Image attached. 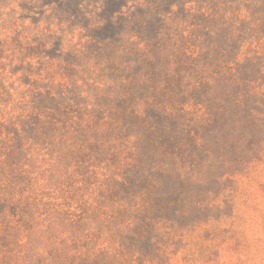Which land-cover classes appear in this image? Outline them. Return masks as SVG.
<instances>
[{"label": "trees", "instance_id": "obj_1", "mask_svg": "<svg viewBox=\"0 0 264 264\" xmlns=\"http://www.w3.org/2000/svg\"><path fill=\"white\" fill-rule=\"evenodd\" d=\"M164 23L136 52L143 98L51 95L33 108L46 126L48 177L59 189L67 165L83 190L41 192L26 209L5 205L0 264H170L179 255L219 264L225 256L224 209L236 202L213 156L223 138L205 135L252 129L264 117V47L225 51L226 37L206 46L204 36ZM83 123L84 144H65Z\"/></svg>", "mask_w": 264, "mask_h": 264}, {"label": "rangeland", "instance_id": "obj_2", "mask_svg": "<svg viewBox=\"0 0 264 264\" xmlns=\"http://www.w3.org/2000/svg\"><path fill=\"white\" fill-rule=\"evenodd\" d=\"M172 20L204 36L206 46L226 37L219 40L225 51L264 47V0H0V214L5 205L26 209L41 192L80 194L83 186L67 165L59 189L48 177L41 158L46 126L34 119L33 108L48 105L51 95L82 102L104 95L143 98L136 52ZM263 123L260 116L252 129L205 135L211 143L223 138L213 144V156L218 172L232 178L226 195L236 202L224 209L219 264H264ZM81 127L65 144H84ZM170 264L199 263L179 255Z\"/></svg>", "mask_w": 264, "mask_h": 264}]
</instances>
